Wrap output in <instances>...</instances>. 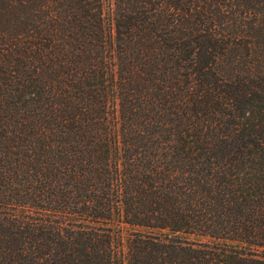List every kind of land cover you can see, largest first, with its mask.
<instances>
[{"label": "trees", "instance_id": "16d2710c", "mask_svg": "<svg viewBox=\"0 0 264 264\" xmlns=\"http://www.w3.org/2000/svg\"><path fill=\"white\" fill-rule=\"evenodd\" d=\"M0 264H264V0H0Z\"/></svg>", "mask_w": 264, "mask_h": 264}, {"label": "rangeland", "instance_id": "374dc122", "mask_svg": "<svg viewBox=\"0 0 264 264\" xmlns=\"http://www.w3.org/2000/svg\"><path fill=\"white\" fill-rule=\"evenodd\" d=\"M105 11H107V7H106V10Z\"/></svg>", "mask_w": 264, "mask_h": 264}]
</instances>
